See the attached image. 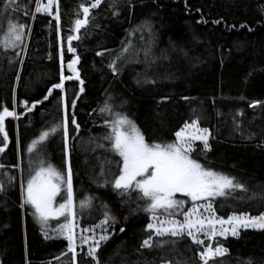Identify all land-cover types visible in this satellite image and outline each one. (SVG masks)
Returning a JSON list of instances; mask_svg holds the SVG:
<instances>
[{
  "label": "trees",
  "instance_id": "trees-1",
  "mask_svg": "<svg viewBox=\"0 0 264 264\" xmlns=\"http://www.w3.org/2000/svg\"><path fill=\"white\" fill-rule=\"evenodd\" d=\"M36 1L17 0L20 10L5 13L0 0V35L8 19L30 27L19 47L0 48V105L12 110L15 104L19 116L6 117L9 143L0 153V176L7 172L16 184L13 190L4 185L0 192L1 264H73L67 240L53 231L45 239L31 208L20 206L27 147L62 121L65 103L67 157L62 130L48 137L47 154L61 171L67 160L71 167L79 229L101 225L105 211L115 218L96 228L99 233L106 229L109 237L97 250L100 264H201L198 253L210 242L205 238L200 246L184 237L174 246L140 248L149 234L146 225L152 222L146 202L135 191L118 195L105 183L119 175L120 160L104 139L109 134L104 121L112 119L99 112L106 100L148 143L174 142L186 121L198 119L199 126L210 131L209 150L201 151L202 143L196 141L192 158L247 189L216 198V216L226 220L233 213L264 212V0H103L90 8L88 24L78 32L74 21L83 19L80 5L87 7L92 0H58L59 27L52 17L35 14ZM70 35L79 37L71 41L75 53L67 50ZM74 56L79 57L76 67L84 91L73 79L65 81L63 92L53 89L43 100L59 83L61 57L66 65ZM114 60L116 73L109 68ZM63 68L64 75H72ZM36 100L43 102L31 111L22 103L31 107ZM255 101L258 106H250ZM73 114L78 131L70 122ZM86 196L95 199L91 208L81 210L79 202ZM77 234L76 264H93ZM211 243L229 250L216 264H246L249 259L264 264V229H241L238 237H216Z\"/></svg>",
  "mask_w": 264,
  "mask_h": 264
},
{
  "label": "snow or ice",
  "instance_id": "snow-or-ice-1",
  "mask_svg": "<svg viewBox=\"0 0 264 264\" xmlns=\"http://www.w3.org/2000/svg\"><path fill=\"white\" fill-rule=\"evenodd\" d=\"M102 0H92L89 6L80 5L82 9L83 19L74 21L75 31H79L82 27L88 24L90 8L95 9L101 4ZM57 4V14L55 19L59 27V8L58 0H48L47 5L37 6L35 13L47 12L51 15L53 4ZM4 12L9 9L19 11L17 0H4ZM111 6V5H110ZM24 15H28L27 11ZM113 15H118L114 12ZM34 18V15H33ZM30 27L23 23L7 20L6 31L0 35V48L4 50L14 49L19 47L23 42L24 36ZM78 36L70 35L67 40L69 42L68 51L75 53V49L71 47V41L78 39ZM127 49H124L126 51ZM102 53H97L101 55ZM119 58V57H118ZM79 57L74 56L68 61V69L72 75H64L63 58L61 57V70L59 75V83L53 84L47 91L48 95L43 97V100H48L53 89L64 91L65 81L77 80L81 87L79 91H84V81L80 79L77 63ZM114 60L109 64V68L113 73L117 72ZM148 82V81H146ZM139 83V81H138ZM61 101L64 97L61 96ZM42 100H36L28 107V102L23 101L27 111H31ZM259 101L253 102L254 106L259 104ZM76 101H71V106L75 107ZM67 103L64 104V116L59 124L51 126L49 129L42 131L38 139H34L28 145L27 151L32 153L37 149L38 144L45 142L48 137L55 134L58 130H62L64 140V152L68 154V114ZM0 153H4L8 147L9 137L5 130V119L11 117L18 119L19 116L13 109L0 105ZM95 111V110H94ZM101 114L107 112L112 119L105 120L104 124L109 128V134L104 137L110 141V148L115 152L120 160L118 161L119 175L114 176L110 183L111 187L118 195L130 196L133 191L138 195L139 199L146 202L145 211L152 214V222L146 225V230L149 234L140 244L141 249L161 248L168 245H176L178 241L184 237L190 238L195 245L204 246L205 239L210 241L198 253L201 264H216L217 258H222L228 253V249L221 244L216 243L215 247L211 241L216 237L227 238L229 235L238 237L241 229H264V212L259 215L250 216L246 212L239 214L233 213L225 220L223 217H217L213 207V201L216 198H226L237 190L246 192L245 186L226 174L217 172L210 167L201 164L197 159L192 158V153L195 151L194 142L202 143L201 151L209 150L210 131L207 128L199 126L198 119H193L191 123L185 122L180 130L175 132V141L168 143H159L153 141L148 143L144 135L140 132L137 126L127 118V116L112 111V105L107 100L104 105L99 108ZM21 113L20 115H22ZM71 124L75 126V130H79V125L76 122L75 115H72ZM97 147L103 148V144H98ZM110 163V162H109ZM13 167H18L14 165ZM4 165H0L3 169ZM103 166H101V175H103ZM8 182L11 183L14 177L3 173ZM64 188L66 197L63 202L56 204V198L61 193V188ZM21 208L26 205L33 210L32 214L37 222L41 225V232L45 239H49L48 229L50 219L63 217L65 222L58 223L54 233L59 234L67 240L68 251L72 254L73 264H76L77 258V225L74 222L76 213L74 211L73 186H72V171L71 167H67L66 173L57 170L53 165L45 166L43 160L39 161L38 167L33 169L32 174L26 182L21 183ZM5 190L3 183H0V192ZM183 194L189 198L192 206L185 209L186 201L176 199V194ZM95 197L86 196L79 204L81 210L91 208L92 201ZM264 199V197H261ZM199 202V203H198ZM105 209L107 205H104ZM104 219L101 225H106L109 220L113 223L115 218L111 217L108 211L103 213ZM180 215L182 220L175 217ZM165 217V218H161ZM101 225L94 226L91 229H81L79 241L81 246L87 245L86 256L91 258L93 264H100L97 256V250L102 242L108 240L106 229L101 228V234L97 236L96 228ZM125 229L121 228L123 232ZM86 233H91L86 235ZM168 237L169 239H164ZM91 242V243H90ZM83 251V248L81 249ZM65 253H61L64 255ZM57 259H59L57 257ZM162 264H171L170 261H162ZM246 264H252L249 259Z\"/></svg>",
  "mask_w": 264,
  "mask_h": 264
},
{
  "label": "rangeland",
  "instance_id": "rangeland-1",
  "mask_svg": "<svg viewBox=\"0 0 264 264\" xmlns=\"http://www.w3.org/2000/svg\"><path fill=\"white\" fill-rule=\"evenodd\" d=\"M47 2H48V0H37L36 1V3H35V8L37 7V6H45V5H47ZM102 2H103V0H102ZM58 7H59V4H58ZM57 4L56 3H54L53 4V6H52V9H51V15H49L47 12H43V13H35L36 15H41V16H43V15H47V16H49V17H52L53 19H55V16H56V14H57ZM34 12H35V10H34ZM60 18V17H59ZM56 20V19H55ZM129 53V52H128ZM135 54H134V52L133 53H131L130 55H129V57L126 59V63L127 62H131L130 60L133 58V56H134ZM63 58V57H62ZM67 65L68 64H64L63 63V67H67ZM68 68V67H67ZM69 70V69H68ZM258 105H256V107H257ZM36 139H38V137L36 138ZM48 141V139L45 141V142H43L42 144H38L37 145V149L36 150H34L32 153H29L28 151H26V153H25V161H24V166H23V169H24V173H23V177H24V181L26 182L27 181V179L29 178V176H30V174H32V172H33V169H35L36 167H38V165H39V161H41V160H43L44 162H45V166H47L48 164H51V165H53L57 170H59V171H61V169H59L58 167H56L54 164H53V162L51 161V156L50 155H48L47 154V149H46V147H47V145H48V143L49 142H47ZM65 170H64V173H66V170H67V167H68V160L66 161V163H65ZM19 171H20V169H19ZM22 172L23 171H21V174H22ZM61 172H63V169H62V171ZM19 181H20V185H21V183H23V181H22V177H20V179H19ZM0 183H3L4 185H7L6 186V188L8 189V190H13V188H14V186L16 185L15 184V182H14V180L11 182V183H9L8 182V180H7V178L4 176V177H2V176H0ZM74 185V182H73V179H72V186ZM20 194H21V187H20ZM64 197H66V193H65V191H64V188H63V186H62V188H61V193H60V195H58L57 196V198H56V204L58 205L59 203H62L63 202V198ZM176 199H183V200H185L186 201V204H185V209L184 210H187V208H189V207H191L192 205L189 203V198H187V197H185L183 194H176V197H175ZM73 200H74V192H73ZM21 201H22V199H21ZM199 203V202H198ZM75 205V204H74ZM30 207V206H29ZM31 208V207H30ZM74 211H75V207H74ZM33 212V210L31 209V213ZM178 216V215H177ZM180 218H182V216H180ZM55 221H57L56 223H55ZM65 222V220H64V218L63 217H60V218H54V219H50V221H49V229H48V235L50 236V235H52V234H50V233H52V229H54V228H56L57 227V225H58V223H64ZM75 223H76V225H77V228H76V235H77V237H78V234L77 233H79L80 234V230L81 229H79L78 228V224H77V217H75V221H74ZM56 224V225H55ZM40 225V224H39ZM55 225V226H54ZM40 227H41V225H40ZM97 233V236H99V234H101V233H99V232H96ZM86 235H89V233H87ZM200 238L201 239H205L204 237H203V235L201 234L200 235ZM215 239V238H214ZM213 239V240H214ZM91 243V242H90ZM77 246H78V242H77ZM77 248V247H76ZM0 264H1V261H0Z\"/></svg>",
  "mask_w": 264,
  "mask_h": 264
},
{
  "label": "bare ground",
  "instance_id": "bare-ground-1",
  "mask_svg": "<svg viewBox=\"0 0 264 264\" xmlns=\"http://www.w3.org/2000/svg\"><path fill=\"white\" fill-rule=\"evenodd\" d=\"M256 106V105H255Z\"/></svg>",
  "mask_w": 264,
  "mask_h": 264
}]
</instances>
